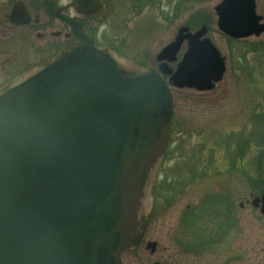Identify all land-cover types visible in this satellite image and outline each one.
Here are the masks:
<instances>
[{
  "label": "water",
  "instance_id": "water-1",
  "mask_svg": "<svg viewBox=\"0 0 264 264\" xmlns=\"http://www.w3.org/2000/svg\"><path fill=\"white\" fill-rule=\"evenodd\" d=\"M73 5L85 16L103 9L101 0ZM215 10L233 38L264 32L255 0H222ZM207 31L181 27L157 56L160 72H131L84 37L0 95V264H123V250L145 235L168 147L169 83L205 91L225 74ZM252 205L264 214V194Z\"/></svg>",
  "mask_w": 264,
  "mask_h": 264
},
{
  "label": "rangeland",
  "instance_id": "rangeland-1",
  "mask_svg": "<svg viewBox=\"0 0 264 264\" xmlns=\"http://www.w3.org/2000/svg\"><path fill=\"white\" fill-rule=\"evenodd\" d=\"M219 1L104 0L103 45L117 51L130 70L157 69V54L181 26L195 31L203 24L227 65L213 90L171 87L170 139L151 189L144 242L122 253L123 264H192L194 240L203 242L211 229L213 244L201 250V263L264 264V215L246 204L251 194L264 193V33L228 37L217 26ZM256 2L264 16V0ZM186 49L184 44L179 60ZM227 205L239 222L218 228L227 219ZM225 229L227 235L216 239ZM149 241L157 243L154 252ZM239 251L242 261L228 258Z\"/></svg>",
  "mask_w": 264,
  "mask_h": 264
},
{
  "label": "flooded vegetation",
  "instance_id": "flooded-vegetation-1",
  "mask_svg": "<svg viewBox=\"0 0 264 264\" xmlns=\"http://www.w3.org/2000/svg\"><path fill=\"white\" fill-rule=\"evenodd\" d=\"M102 2L104 4V0ZM103 15L104 12L85 16L76 10L73 0H0V95L54 57L84 44V37L92 39L100 47L114 50L103 45L105 33L100 30ZM252 197L256 196L251 194ZM250 203L251 200L247 199L246 204ZM244 205V202L240 203V207ZM225 208L229 210L226 211L227 219L218 228L237 226L238 216L235 217L229 205ZM214 230H206L203 242L194 240L192 264H213L212 260L206 259L201 263L198 259L203 257L200 253L202 249L206 251L212 246ZM228 232L219 231L216 239L226 236ZM198 237L200 234L197 231ZM144 238L139 246L143 244ZM241 252L228 258L240 262L244 258ZM154 263L165 264L158 260L150 264Z\"/></svg>",
  "mask_w": 264,
  "mask_h": 264
}]
</instances>
